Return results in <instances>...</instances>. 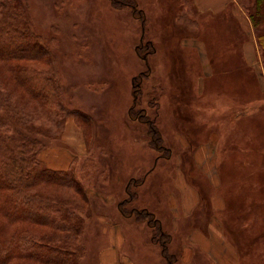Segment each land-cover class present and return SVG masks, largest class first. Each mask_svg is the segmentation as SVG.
Here are the masks:
<instances>
[{
  "label": "rangeland",
  "instance_id": "obj_1",
  "mask_svg": "<svg viewBox=\"0 0 264 264\" xmlns=\"http://www.w3.org/2000/svg\"><path fill=\"white\" fill-rule=\"evenodd\" d=\"M27 1L37 32L54 48L66 104L92 114L91 122L68 117L55 138L43 139L45 148L40 155L44 165L57 170L64 166L63 151L59 154L58 147L76 160L74 169L88 195L84 200L70 189L85 219V252L80 264H103L101 257L110 247L121 254L126 251L143 257L136 258L138 264H167L164 244L170 253L180 255L184 234L181 224L178 230L169 228V194L171 200L176 198L173 183L186 172L197 179L193 183H203L196 175L193 152L186 148L193 146L189 142L193 135L206 130L199 128V108L203 102H216L213 121L222 137L219 150L221 155L230 151L249 124L244 120L237 125L234 109L262 97L251 76L255 71L258 74V67L264 72V53L252 58V63L245 59V44L256 39L238 20L231 3L217 16L193 15L201 22L198 29L185 20L186 10L176 19L172 5L176 0H136L144 18L133 7H117L112 0ZM254 1L238 0L242 9ZM199 32L216 67L217 77L206 81L198 79L203 67L195 57L196 49L186 52L180 46L181 35ZM204 84L211 87L207 95L199 93ZM132 107L136 119L130 115ZM152 120L161 134V148L153 140L156 134L150 132ZM237 159V155L230 162L221 163L220 159L224 166L222 191L229 203L235 200L234 188L247 180L245 169L236 177L230 171ZM54 185L39 187L56 188ZM120 233L124 235L121 250ZM168 233L170 242H163ZM254 261L264 264L259 257ZM175 264L183 262L176 260Z\"/></svg>",
  "mask_w": 264,
  "mask_h": 264
},
{
  "label": "trees",
  "instance_id": "obj_2",
  "mask_svg": "<svg viewBox=\"0 0 264 264\" xmlns=\"http://www.w3.org/2000/svg\"><path fill=\"white\" fill-rule=\"evenodd\" d=\"M112 2L117 7L131 6L145 17L136 0ZM175 2L176 19L186 10L185 20L200 29L201 22L193 18L195 0ZM243 10L258 50L264 53V0H255ZM186 37L201 36L199 32L180 39ZM130 115L136 119L133 107ZM71 116L93 121L90 113L66 104L54 48L37 32L28 1L0 0V219L5 224L0 225V264H15L14 260L32 262L17 264H80L85 219L70 189L84 200L88 195L74 169L76 160L68 169L57 170L44 165L40 156L43 139L55 138ZM149 123L161 148L158 126L153 120ZM85 132L89 137L90 129ZM45 184L57 187H39ZM166 235L169 238L163 242L169 243L171 234ZM163 252L167 264H175L176 256L166 244Z\"/></svg>",
  "mask_w": 264,
  "mask_h": 264
},
{
  "label": "crops",
  "instance_id": "obj_3",
  "mask_svg": "<svg viewBox=\"0 0 264 264\" xmlns=\"http://www.w3.org/2000/svg\"><path fill=\"white\" fill-rule=\"evenodd\" d=\"M228 3L234 7V14L242 22L250 37H255L252 24L238 0H195L196 15L202 18L208 14L217 16ZM210 27L215 30L212 24ZM204 42L201 38L199 40L187 38L180 46L184 50L196 49L195 57L203 67L202 75L198 79L206 81L217 76L216 67L210 60L208 44ZM245 53V59L251 63L252 58L257 59V56L262 55L254 40L245 44ZM185 60L186 63L189 62L188 54ZM258 74L255 71V74L251 76L252 84L257 94L262 97L259 101L247 104L245 106L247 108L240 106L234 109L236 124L239 125L244 120L249 124L248 127L245 126L246 123L242 124L245 130L234 140L237 145H231V150L225 151L223 155L219 150L222 137L217 130L216 120L213 121L216 102L212 104L203 102V106L199 108L202 113L198 119L199 128L204 127L206 130L193 135L189 141L193 142V146L189 147V144L186 148L193 152L192 157L195 159L198 171L196 175L203 183H193V180L197 179L189 172L180 176L178 174L173 183V195L176 198L171 200L170 193L167 202L172 214L170 230H178L181 224L184 232L180 255L173 253L178 262L182 261L183 264H258L254 258L259 257L264 263V94H262L264 72L259 67ZM210 91L211 87L204 84L199 93L207 95ZM204 114L206 116H203ZM68 122L74 124L73 119H68ZM194 130L196 129L193 127V134L197 133ZM57 151L59 154L63 151L64 156V166L58 169L67 168L72 162L73 155L61 147H58ZM235 155L238 159L230 171L236 177L243 173L242 169H245L247 180L242 179L234 188L232 195L235 200L229 203L222 191L224 166H221L220 159L221 163L230 162ZM244 215L247 217L244 218ZM120 235L121 250L124 235L121 233ZM122 254L116 249L107 248L101 257L102 263L138 264L137 259L144 260L143 257H134L131 252L122 251ZM155 254L159 261V254L157 252Z\"/></svg>",
  "mask_w": 264,
  "mask_h": 264
}]
</instances>
